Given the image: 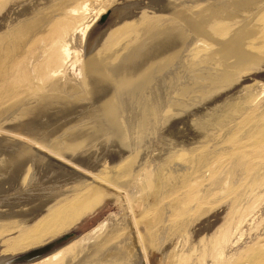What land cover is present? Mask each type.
<instances>
[{"label":"bare ground","instance_id":"bare-ground-1","mask_svg":"<svg viewBox=\"0 0 264 264\" xmlns=\"http://www.w3.org/2000/svg\"><path fill=\"white\" fill-rule=\"evenodd\" d=\"M112 1L0 0V103L25 107L2 127L15 142L0 174L22 195L56 178L31 207L1 211L0 235L23 253L0 263L264 264V84L235 92L264 74V0H150L136 18L137 5L107 12ZM203 65L213 111L157 144ZM82 104L105 120L76 117ZM121 194L125 216L61 236Z\"/></svg>","mask_w":264,"mask_h":264},{"label":"rangeland","instance_id":"rangeland-1","mask_svg":"<svg viewBox=\"0 0 264 264\" xmlns=\"http://www.w3.org/2000/svg\"><path fill=\"white\" fill-rule=\"evenodd\" d=\"M187 1H193V2H197L198 1V3H197V5H199V6H201L203 3H202V1L203 0H196V1H194V0H187ZM150 0H113L112 1V3L111 4H109L108 5V7H107V12L108 11H112V10H115L116 8H123V7H125V6H128V5H132V6H134V5H137L136 7L134 6V7H132V10L135 12L134 13V15H133V17L134 18H136V16H139V17H141V16H143V14L144 13H147V10H148V6L150 5ZM201 2V3H200ZM189 4H192V2H190ZM204 5V4H203ZM6 15V12L3 14V15H1L0 16V20H2L1 18L3 17V16H5ZM107 17H109V16H107ZM138 18V17H137ZM107 20H109V19H107ZM117 21V22H116ZM121 20H119V22H118V20H114L113 22H110V23H108L106 26H104L105 28L104 29H106L105 31H106V36H108L110 33H112L114 30H117L118 29V27H117V25L116 24H118V26L120 27L121 26V22H120ZM106 22L107 21H105V22H103V23H105L106 24ZM0 23H1V21H0ZM123 24V23H122ZM116 26V27H115ZM115 27V28H114ZM187 32H190V34H188L187 33V35H188V39L191 41H189L190 43H193V41H194V43H195V41H198V40H201V39H203V37H197V34H195L196 32H195V30H188ZM194 32V33H193ZM193 34V35H192ZM195 34V35H194ZM105 36V37H106ZM190 36H192V38L190 37ZM196 38V39H195ZM198 39V40H197ZM77 45H79L80 46V43L79 42H77L76 43V46ZM93 50H94V47H92L91 48V51H90V53H92L93 52ZM90 55V54H89ZM143 58V57H142ZM141 58V59H142ZM85 58H82V60H84ZM140 58H138V63L137 64H139L140 62H141V60H139ZM135 62H132V63H135ZM131 63V66L132 65H134V64H132ZM135 63V64H136ZM129 66H130V64H129ZM128 66V67H129ZM130 66V67H131ZM204 66V65H203ZM208 65H205L204 66V68L202 67V68H200V69H196V70H194V74H193V76H192V73H193V71L190 73V70L188 71V70H186V71H188L189 72V77L191 78V79H189V77L187 76V78L189 79H186L188 82H189V84H192V86H189V84H188V82L186 81L185 83H186V85H188L187 87H189L188 88V90H187V92H188V94L186 93L184 96H183V103L180 105V107H178V108H176V110H174V112L172 111V115L171 114H168V115H171V116H173L174 118H176V117H178V118H176L178 121H176V122H172L173 124L171 125V126H173L174 128H173V130L174 129H176V128H179V129H184L185 128V126H186V123H187V125H189V123H191V122H195L197 119H198V117H202V115L204 114V112H206V111H208L207 110V108L209 107V109L211 110L212 108H210V102L209 101H207L206 100V98L205 97H203V96H206V94H208L209 92H210V88L207 86V88H205L206 86H204L206 83H204V82H206L207 80H205V79H207V74L205 75V73L207 72V73H210V72H208V71H203V69L205 70L206 68L208 69V70H210L212 67H210V66H208ZM210 67V68H209ZM128 69V68H127ZM130 69V68H129ZM128 69V73L129 72H131L130 70ZM197 70H199L198 72H197ZM201 71V72H200ZM211 71V70H210ZM195 72H197L198 74H200V73H202L203 75H201L200 74V77L197 75V78H195L194 77V75L196 76V74H195ZM204 76H206V78H204ZM203 77V78H202ZM193 78H194V80H193ZM195 79H198V80H196V82L198 81V83H196L195 82V84H194V81H195ZM199 80H202V83H204V85H202V84H200L201 83V81H199ZM203 80H205L204 82H203ZM243 81V82H242ZM193 82V83H192ZM115 83V84H114ZM112 82L111 83V85L113 84V85H115L114 87L117 89H119V88H121L122 86H121V84L120 83H118L117 84V81H115V82ZM257 83H259V84H261V83H263L264 84V74H263V71H260V72H258V71H252V72H250L249 73V75H247L246 76V78L245 77H243L242 78V80H240V82H239V84L236 86V91L235 92H242L243 91V89H245V88H248V89H250V91H251V94L253 93L254 95L255 94H257V91L256 90H258V88H256V86H257ZM196 84H198V85H196ZM258 84V85H259ZM110 85V84H109ZM110 85V87H111V90H115L114 89V87H113V85L111 86ZM195 85H196V87L197 88H194L195 87ZM202 87H201V86ZM207 85V84H206ZM254 85H256V86H254ZM204 86V87H203ZM191 87V88H190ZM199 87V88H198ZM193 88H194V90H193ZM202 88V89H201ZM205 88V89H204ZM218 89L217 87H214L213 89L214 90H216V89ZM190 89H192V90H190ZM201 90V91H198L197 92V90ZM204 89V90H203ZM209 89V90H208ZM253 89V90H252ZM196 90V92H194ZM206 90H208V92L206 91ZM206 91V92H205ZM177 92V90H175L174 91V93H176ZM194 92V93H193ZM202 92V96H200V93ZM244 92V91H243ZM192 93V94H191ZM205 93V94H204ZM196 95V97H195V95ZM252 94V95H253ZM189 97H188V96ZM191 95H193L194 97L192 98L191 97ZM253 95V96H254ZM264 95V94H263ZM262 95V96H263ZM197 96H199L198 98H197ZM261 96V97H262ZM188 97V98H187ZM191 97V98H190ZM77 97L75 96V99H76ZM131 99L133 98V97H130ZM129 98V99H130ZM203 100H202V99ZM226 98H227V96H224V100H226ZM79 99V100H78ZM187 99V100H186ZM80 100H82V99H80V96H79V98H77L76 99V101H78L79 103H81L80 102ZM189 100V101H188ZM195 100V101H194ZM17 102V101H16ZM6 102L5 100H3V102L2 103H0V115H1V119H0V145H2L1 147H0V153H2V158H4L5 156H6V151L5 150H8L7 149V146L9 147V145L12 143V142H15V141H12L13 139V137H11V135H13V134H11V133H7L6 134V131H1L3 128H4V126L3 125H5V121H10V119L11 118H14V115L15 114H18V112H20L21 110H23V108L25 109V107L22 105V103L20 104V102ZM184 102H186V103H184ZM197 102V103H196ZM199 102V103H198ZM12 103V104H11ZM77 103V102H76ZM118 103V102H117ZM210 103V104H209ZM16 105V109L15 108H13L12 106L13 105ZM6 105V106H5ZM15 105H14V107H15ZM205 106V108L203 107V106ZM7 106H8V108H7ZM84 106V107H83ZM6 107V108H5ZM10 107V108H9ZM83 107V108H82ZM13 108V109H12ZM82 108V109H81ZM87 108V109H86ZM91 108V109H90ZM93 108V109H92ZM96 108H98L96 105L94 106V107H89V105L88 106H85L84 104H82L81 106H80V108L77 110V114L78 115H75L76 117L78 116V117H82L83 115V117H85L84 119H89L90 117H92V116H90L91 114L92 115H94L95 117H92V118H90L89 120H95V121H93V122H98V123H101L103 120H105V118L104 119H102L99 115H97V114H95V113H97V111H92L91 112V110H94V109H96ZM180 108V109H179ZM194 108V109H193ZM4 109V110H3ZM7 109H9L8 111H9V113H8V111H7ZM183 109V110H182ZM199 109V110H198ZM205 109V111L203 112V110ZM12 110H14L13 112H12ZM81 110H83V111H81ZM89 110V111H88ZM181 110V111H180ZM11 111V112H10ZM81 111V112H80ZM85 111L87 112L86 114L87 115H85ZM177 111H179V112H177ZM198 111V112H197ZM211 111H213V110H211ZM2 112V113H1ZM4 112V113H3ZM88 112H89V114H88ZM91 112V113H90ZM169 112V111H168ZM195 112V113H194ZM201 112V113H200ZM79 113H81V115L79 116ZM94 113V114H93ZM170 113V112H169ZM181 113H182V115H181ZM200 113V114H199ZM179 114V115H178ZM190 114V115H189ZM199 114V115H198ZM4 116V117H3ZM75 116H74V118H75ZM96 116H99V117H96ZM196 116V117H195ZM83 117L81 118V120H83ZM87 117H89V118H87ZM173 117H171V119L170 118H168L167 119V121L165 122L166 124H169L171 121L170 120H176V119H174ZM188 117H192L191 119L190 118H188ZM95 118V119H94ZM173 118V119H172ZM182 118V119H181ZM197 118V119H196ZM98 119V120H97ZM102 119V120H101ZM180 119V120H179ZM194 119V120H193ZM101 122H100V121ZM184 120H186V121H184ZM188 120L190 121V122H188ZM170 121V122H169ZM181 122V123H180ZM174 123H175V125H174ZM2 125V126H1ZM3 127V128H2ZM176 127V128H175ZM182 129V130H183ZM172 130V132H169V131H167V132H164L162 135L163 136H161V138L159 139L160 141L157 143V144H159L161 141L162 142H164V143H167L168 141L169 142H171V141H173V140H175L176 139V137L177 138H179V133H176V130H174L173 131ZM1 132H2V134H1ZM5 132V133H4ZM174 132V133H173ZM4 133V134H3ZM168 133V134H167ZM169 133H171V134H169ZM175 133H176V136H174L173 137V135H175ZM8 135V136H3V135ZM156 134V132L154 133V135ZM178 134V135H177ZM171 137H169V136ZM182 135V134H181ZM3 136V137H2ZM8 139H7V138ZM162 137H164V138H162ZM181 137V136H180ZM3 138V139H2ZM9 138H11L10 140H9ZM6 139H7V141H6ZM173 139V140H172ZM3 140V141H2ZM164 140V141H163ZM4 141H5V143H4ZM20 141V140H19ZM11 142V143H10ZM9 145H8V144ZM99 143H101L100 142V140H99ZM7 144V145H6ZM13 144V143H12ZM6 145V146H5ZM6 148H5V147ZM11 146V145H10ZM161 147L162 146H160V147H158L159 149L157 150V148L155 149V152H154V155H155V157L158 155H161V153H162V149H161ZM3 148V149H2ZM3 151V152H2ZM5 151V152H4ZM160 152V153H159ZM5 154V155H4ZM1 155V154H0ZM4 155V156H3ZM1 158V156H0V159H2ZM6 172V171H5ZM9 175L10 176V174L8 173V172H6V175ZM1 175H2V177L3 176H5L6 177V175H3L2 173L0 174V213H1V211L3 212H9V211H17L19 208L20 209H23L25 206V203H23V202H27V204L28 205H30V206H28V207H31L32 206V204L34 205V203L36 204L38 201H36V200H38L37 198H35L36 196H38L39 194H41L42 195V191H40V190H43L44 188H47V186H49V185H52L53 183H51V182H54V179H56V178H54L55 177V175L52 177L51 175V173L49 174L48 173V177L46 176V174H42L43 175V178L41 177V178H38V184H37V186L35 187V188H33L32 189V191L30 192V191H28L27 193H23V195L25 196H23L22 195V192L21 191H19L20 189L22 190V187L20 186V185H18V184H15L13 181H10V179L11 178H9L8 180L10 181V182H12L11 184L12 185H10V183H9V181L7 182V177L5 178V177H3V179H2V177H1ZM7 175V176H8ZM41 175V176H42ZM40 177V176H39ZM47 177V179H44V178H46ZM50 177H52V179L50 178ZM57 177V176H56ZM5 178V179H4ZM48 178H50V179H48ZM44 179V180H43ZM2 180H5V181H3L2 182ZM46 180H48V181H46ZM52 180V181H51ZM7 182V183H6ZM13 183H14V188H15V190H14V188H13ZM40 183V184H39ZM45 184V186H43V185ZM7 185H9V186H7ZM18 185V187L20 186L21 188L20 189H18V187H16ZM42 187V188H41ZM44 187V188H43ZM8 188V189H7ZM37 188H38V190H37ZM40 188V189H39ZM5 189V190H4ZM3 190V191H2ZM35 190H37V191H35ZM17 192V193H16ZM30 192V193H29ZM26 194H28V195H26ZM36 194V195H35ZM15 195V196H14ZM18 196V197H17ZM32 196H34V197H32ZM13 197V198H12ZM22 197H23V199H22ZM124 195L123 194H121V195H118V196H114V197H110V198H108V199H106L104 202H102L93 212H91L90 214H88L80 223H78L76 226H74L71 230H68L66 233H64V234H61V236H63V235H65V234H67V233H69V232H71V231H73V233H75L76 235V237H77V239H80V238H82V237H84V236H86V235H88L89 233H94L95 231H98V230H100L101 228H100V226L102 225V224H104L105 222H107L109 219H110V217H112V216H125L127 213H128V210L126 209V207H125V200H124ZM18 198V199H17ZM32 198V199H31ZM28 199V200H27ZM16 200V201H15ZM31 200H33V201H31ZM7 201V202H6ZM29 202H30V204H29ZM19 203V204H18ZM12 204H13V206H12ZM8 206H10V207H8ZM23 206V207H22ZM27 207V206H26ZM9 208V209H8ZM17 208V209H16ZM16 209V210H15ZM19 209V210H20ZM122 214V215H121ZM215 223V222H214ZM217 226V224L215 225V227ZM107 227V226H106ZM107 231V228H103V231L101 230V231H99L97 234L99 235H103L105 232ZM101 232V233H100ZM99 235V236H100ZM61 236H59L58 238H60ZM6 237H7V235L6 234H2V235H0V257L3 255V256H6L5 258H4V261H6L7 259H9V258H11V257H14V256H16V255H18V254H21V253H23V252H15V251H10V250H8V247H9V245H10V242L12 241V239L13 238H11V237H8L7 239H6ZM57 239V238H56ZM4 261H2V262H4ZM1 262V263H2ZM0 263V264H1ZM7 264H11V263H7Z\"/></svg>","mask_w":264,"mask_h":264},{"label":"water","instance_id":"water-1","mask_svg":"<svg viewBox=\"0 0 264 264\" xmlns=\"http://www.w3.org/2000/svg\"><path fill=\"white\" fill-rule=\"evenodd\" d=\"M104 20L107 19L106 16L103 18ZM75 234L71 233L67 238L73 237Z\"/></svg>","mask_w":264,"mask_h":264}]
</instances>
